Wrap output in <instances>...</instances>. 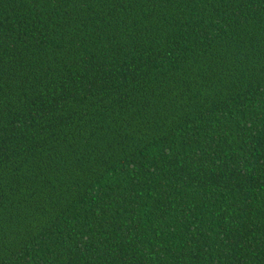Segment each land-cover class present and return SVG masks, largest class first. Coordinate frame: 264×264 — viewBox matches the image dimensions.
Segmentation results:
<instances>
[{"label":"trees","instance_id":"obj_1","mask_svg":"<svg viewBox=\"0 0 264 264\" xmlns=\"http://www.w3.org/2000/svg\"><path fill=\"white\" fill-rule=\"evenodd\" d=\"M0 264H264V0H0Z\"/></svg>","mask_w":264,"mask_h":264}]
</instances>
